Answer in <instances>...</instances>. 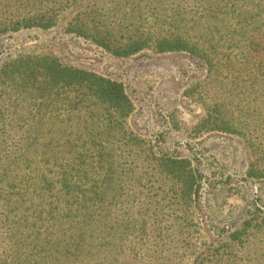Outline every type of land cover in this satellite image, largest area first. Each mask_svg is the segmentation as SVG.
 I'll return each instance as SVG.
<instances>
[{
	"label": "trees",
	"instance_id": "obj_1",
	"mask_svg": "<svg viewBox=\"0 0 264 264\" xmlns=\"http://www.w3.org/2000/svg\"><path fill=\"white\" fill-rule=\"evenodd\" d=\"M61 23L117 59L195 58L206 77L187 92L205 106L193 138L261 131L255 111L237 117L206 99L238 60L255 65L252 92L264 97V0H0V38ZM0 98V264H181L199 232L203 175L130 129L135 104L122 81L21 54L0 67ZM251 143L245 174L260 180L264 150ZM166 237L175 246L150 253ZM192 264H264V207L252 204Z\"/></svg>",
	"mask_w": 264,
	"mask_h": 264
},
{
	"label": "rangeland",
	"instance_id": "obj_2",
	"mask_svg": "<svg viewBox=\"0 0 264 264\" xmlns=\"http://www.w3.org/2000/svg\"><path fill=\"white\" fill-rule=\"evenodd\" d=\"M63 28L61 23L50 30H23L1 36L0 67L5 60L21 54H53L125 84L135 104L130 129L152 140L166 153L189 158L203 175L197 214L199 232L181 264H192L195 255L214 242L223 228L236 226L252 204L264 207V177L251 180L245 174L252 150L250 143L254 140L264 150V97L252 92V78L257 75L253 63L238 60L235 69L222 67L225 75L214 83L206 102L215 98L231 104L237 117L255 111L260 115L256 125L261 131L254 133L255 125L246 124L245 135L217 132L193 138L189 129L205 113V106L189 98L187 92L206 77V69L195 58L186 54L154 55L149 51L117 59L85 40L65 34ZM231 51L234 59L238 50ZM263 80V76L257 79L259 92H264ZM175 119L182 129H175ZM246 119L250 122L249 117ZM174 242L168 237L155 238L147 248L154 253L175 246Z\"/></svg>",
	"mask_w": 264,
	"mask_h": 264
}]
</instances>
